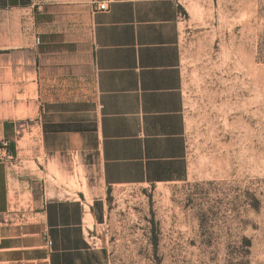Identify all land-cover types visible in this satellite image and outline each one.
<instances>
[{
	"label": "crops",
	"instance_id": "crops-1",
	"mask_svg": "<svg viewBox=\"0 0 264 264\" xmlns=\"http://www.w3.org/2000/svg\"><path fill=\"white\" fill-rule=\"evenodd\" d=\"M100 1L0 0V142L11 154L0 150V264L108 263L89 239L105 216L99 200L23 187V132L40 129L59 163L96 151L105 191L189 178L182 9L225 0H105L94 13ZM22 191L25 207L11 198Z\"/></svg>",
	"mask_w": 264,
	"mask_h": 264
},
{
	"label": "rangeland",
	"instance_id": "rangeland-1",
	"mask_svg": "<svg viewBox=\"0 0 264 264\" xmlns=\"http://www.w3.org/2000/svg\"><path fill=\"white\" fill-rule=\"evenodd\" d=\"M180 46L187 181L105 191L96 151L59 163L40 129L21 133L15 171L48 198L99 200L89 239L107 264H264V0L184 5Z\"/></svg>",
	"mask_w": 264,
	"mask_h": 264
},
{
	"label": "built area",
	"instance_id": "built-area-1",
	"mask_svg": "<svg viewBox=\"0 0 264 264\" xmlns=\"http://www.w3.org/2000/svg\"><path fill=\"white\" fill-rule=\"evenodd\" d=\"M106 10H107L106 1L105 0H101L99 3L95 4V7H94L93 11H94V13H96V12H101V11H106ZM0 150L4 153V157L11 155L10 151H9V142L6 141V140H2L0 142ZM97 244H98L97 241L94 240L93 242H91L90 245H91V247L96 248V247H98Z\"/></svg>",
	"mask_w": 264,
	"mask_h": 264
}]
</instances>
